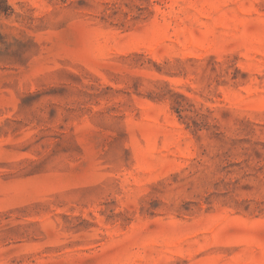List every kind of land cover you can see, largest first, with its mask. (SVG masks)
<instances>
[{"label": "rangeland", "instance_id": "rangeland-1", "mask_svg": "<svg viewBox=\"0 0 264 264\" xmlns=\"http://www.w3.org/2000/svg\"><path fill=\"white\" fill-rule=\"evenodd\" d=\"M0 264H264V0H7Z\"/></svg>", "mask_w": 264, "mask_h": 264}, {"label": "trees", "instance_id": "trees-1", "mask_svg": "<svg viewBox=\"0 0 264 264\" xmlns=\"http://www.w3.org/2000/svg\"><path fill=\"white\" fill-rule=\"evenodd\" d=\"M12 11L11 7L8 5L7 0H0V15H8ZM1 38V30H0Z\"/></svg>", "mask_w": 264, "mask_h": 264}]
</instances>
